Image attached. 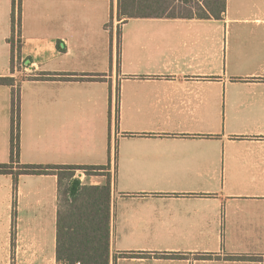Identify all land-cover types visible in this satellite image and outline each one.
Listing matches in <instances>:
<instances>
[{
    "label": "crops",
    "instance_id": "obj_1",
    "mask_svg": "<svg viewBox=\"0 0 264 264\" xmlns=\"http://www.w3.org/2000/svg\"><path fill=\"white\" fill-rule=\"evenodd\" d=\"M119 1L0 0V77L20 91L12 163L0 84V164L99 168L112 264H264V60L226 58L235 28L264 44V0L210 19H120ZM60 189L0 173V264H58Z\"/></svg>",
    "mask_w": 264,
    "mask_h": 264
},
{
    "label": "trees",
    "instance_id": "obj_2",
    "mask_svg": "<svg viewBox=\"0 0 264 264\" xmlns=\"http://www.w3.org/2000/svg\"><path fill=\"white\" fill-rule=\"evenodd\" d=\"M178 0H120L119 18L133 17H185L221 18L227 10V0H180L181 14L175 12ZM184 12V13H183ZM21 9L19 7V15ZM0 84L12 87L13 136L11 162L19 155V104L18 81L0 77ZM0 164V173L20 174L56 173L59 177L60 198L57 218L58 264H112L111 257V179L104 184H80L73 190L77 169L97 167L24 165L13 170V164ZM63 169V170H61ZM66 181V182H64ZM173 256V255H172Z\"/></svg>",
    "mask_w": 264,
    "mask_h": 264
},
{
    "label": "rangeland",
    "instance_id": "obj_3",
    "mask_svg": "<svg viewBox=\"0 0 264 264\" xmlns=\"http://www.w3.org/2000/svg\"><path fill=\"white\" fill-rule=\"evenodd\" d=\"M178 3H176V7H175V12L177 14H181V9L184 10V7L181 8L182 5H178L180 3V0L177 1ZM229 7H231V9H233V4L232 1H230V5ZM248 7H255L256 9H258V7L255 5H248ZM247 7V8H248ZM184 13V12H183ZM235 28V27H233ZM17 30H15L16 32ZM237 29H233V33L231 34L230 38L227 39L228 44H227V49H226V55H227V60H247L249 58H253V59H259V60H264V44L259 43V42H255L252 45H249L247 40H240L236 37V33H237ZM15 32H13V38L12 40L14 41V35ZM250 65L249 62H242L240 64V68L239 71L244 73L247 71L248 66ZM114 149L116 151H118V144H114ZM80 172L83 173V175H81L79 177V175L75 176L74 175V179L78 178L80 180L81 183L87 184V180L86 177L84 175L87 174L86 171L83 170H79ZM76 174V172H75ZM88 175V174H87ZM118 184H119V178H117ZM66 182V181H64Z\"/></svg>",
    "mask_w": 264,
    "mask_h": 264
},
{
    "label": "water",
    "instance_id": "obj_4",
    "mask_svg": "<svg viewBox=\"0 0 264 264\" xmlns=\"http://www.w3.org/2000/svg\"><path fill=\"white\" fill-rule=\"evenodd\" d=\"M81 184L80 180L78 178H75L73 181V190H76V188Z\"/></svg>",
    "mask_w": 264,
    "mask_h": 264
},
{
    "label": "built area",
    "instance_id": "obj_5",
    "mask_svg": "<svg viewBox=\"0 0 264 264\" xmlns=\"http://www.w3.org/2000/svg\"><path fill=\"white\" fill-rule=\"evenodd\" d=\"M81 175H83V173H82ZM81 175H80V176H81ZM80 176H79V177H80Z\"/></svg>",
    "mask_w": 264,
    "mask_h": 264
}]
</instances>
